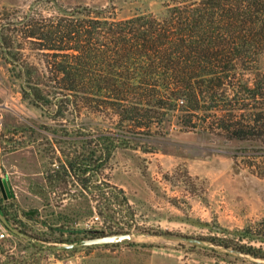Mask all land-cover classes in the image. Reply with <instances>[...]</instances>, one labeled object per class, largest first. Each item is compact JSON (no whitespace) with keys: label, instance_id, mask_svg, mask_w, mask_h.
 <instances>
[{"label":"rangeland","instance_id":"rangeland-1","mask_svg":"<svg viewBox=\"0 0 264 264\" xmlns=\"http://www.w3.org/2000/svg\"><path fill=\"white\" fill-rule=\"evenodd\" d=\"M172 2L0 0V181L9 190L4 210L14 226L46 245L11 232L0 243V264H264L201 239L248 225L264 233V96L247 98L241 81L254 86L262 78L264 54L258 61L262 73L238 74L237 99L221 95L219 109L212 102L199 110L169 102L123 126L103 108L67 102L37 106L18 77L24 63L46 66L42 59L49 51L28 37L35 23L84 17L90 9L116 19L162 16ZM232 107H240L231 112L235 120L257 125L255 137L230 139L220 128V117ZM139 123L149 126L136 127ZM100 148L112 149V156L90 181V160L100 156ZM69 161L89 172L73 176L65 170ZM110 228L127 229L134 237L114 246L51 248ZM251 244L264 249L260 239Z\"/></svg>","mask_w":264,"mask_h":264},{"label":"trees","instance_id":"trees-1","mask_svg":"<svg viewBox=\"0 0 264 264\" xmlns=\"http://www.w3.org/2000/svg\"><path fill=\"white\" fill-rule=\"evenodd\" d=\"M173 1L162 16L149 12L116 19L103 15V10L93 15L90 9L84 17L72 14L57 22L50 18L49 23H35L28 37L49 52L42 59L44 68L32 62L21 66L18 77L24 81V94L37 106L67 102L103 108L118 116L122 126L146 117L151 106L162 109L181 101L188 109L199 110L202 103L212 102L219 109L221 95L229 99L233 93L231 99H237L238 85L233 81L239 80L238 74L262 73L258 61L264 54V0ZM241 81L247 98L264 96V75L254 86ZM238 108L220 117V128L230 139H251L257 125L235 120L231 112ZM99 150L100 156L90 160V181L112 156V149ZM65 170L78 177L89 167L69 161ZM86 232L91 238L129 231ZM224 234L201 239L237 256L264 259L263 247L251 244L254 238L264 243L263 232L248 225ZM114 245L118 243L104 244Z\"/></svg>","mask_w":264,"mask_h":264},{"label":"water","instance_id":"water-1","mask_svg":"<svg viewBox=\"0 0 264 264\" xmlns=\"http://www.w3.org/2000/svg\"><path fill=\"white\" fill-rule=\"evenodd\" d=\"M0 219L5 223V225L8 227L10 232L15 233L25 239H28L32 241L35 245L39 246H46L45 244H42L38 241L34 240V237L22 230H20L18 227L14 226L8 217L2 212L1 206H0ZM134 234L131 232H122V233H113V234H107V235H101L97 237H91L87 239H83L81 243H60L53 245L51 248L52 249H67V248H73L78 245H84V246H91V245H103V244H110V243H119V242H124L127 240L133 239ZM178 239L190 241V242H198V243H203V241L199 238H193V237H187V236H182V235H176L174 236Z\"/></svg>","mask_w":264,"mask_h":264},{"label":"built area","instance_id":"built-area-1","mask_svg":"<svg viewBox=\"0 0 264 264\" xmlns=\"http://www.w3.org/2000/svg\"><path fill=\"white\" fill-rule=\"evenodd\" d=\"M4 122V107L0 106V131ZM11 236V232L5 223L0 219V243L7 240Z\"/></svg>","mask_w":264,"mask_h":264},{"label":"flooded vegetation","instance_id":"flooded-vegetation-1","mask_svg":"<svg viewBox=\"0 0 264 264\" xmlns=\"http://www.w3.org/2000/svg\"><path fill=\"white\" fill-rule=\"evenodd\" d=\"M9 199V190L7 189L6 184L3 181H0V206L4 210L5 205L3 201Z\"/></svg>","mask_w":264,"mask_h":264}]
</instances>
